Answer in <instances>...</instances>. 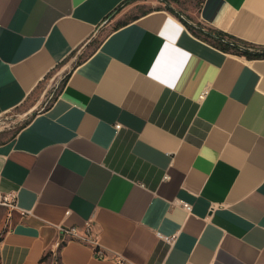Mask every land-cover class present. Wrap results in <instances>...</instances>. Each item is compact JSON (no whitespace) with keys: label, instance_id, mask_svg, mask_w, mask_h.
I'll use <instances>...</instances> for the list:
<instances>
[{"label":"crops","instance_id":"obj_1","mask_svg":"<svg viewBox=\"0 0 264 264\" xmlns=\"http://www.w3.org/2000/svg\"><path fill=\"white\" fill-rule=\"evenodd\" d=\"M132 1L0 0V117L67 69L0 142V263L264 264V59L185 23L264 47V0Z\"/></svg>","mask_w":264,"mask_h":264},{"label":"rangeland","instance_id":"obj_2","mask_svg":"<svg viewBox=\"0 0 264 264\" xmlns=\"http://www.w3.org/2000/svg\"><path fill=\"white\" fill-rule=\"evenodd\" d=\"M163 3H165V7H169L168 5L170 4V0H133L129 4V7H127L129 9H127L128 12L125 14L124 18L133 17L135 14L145 12L155 6H163ZM178 3L181 4L182 1L179 0ZM176 8L183 11V9L177 5ZM66 72L67 69L62 66L51 75V80L46 81L43 85V87H47L46 96L40 98V90L27 103L15 110L3 114L0 117V142L12 138L18 129L32 116L34 111L42 109L51 102L52 97L59 91L61 82L64 80ZM48 262L49 264H61L58 252L52 253L49 256Z\"/></svg>","mask_w":264,"mask_h":264},{"label":"trees","instance_id":"obj_3","mask_svg":"<svg viewBox=\"0 0 264 264\" xmlns=\"http://www.w3.org/2000/svg\"><path fill=\"white\" fill-rule=\"evenodd\" d=\"M173 11L172 8H168ZM193 31L195 35L201 39L211 43L212 45L220 48L225 52L234 53L241 56H246L249 59H264V47H259L253 43L247 42L245 40L230 36L229 34L220 31L207 28L201 24H190L188 21L185 22ZM30 119H28L15 133V135L24 128ZM13 135V137L15 136ZM51 253H48L44 260L48 259Z\"/></svg>","mask_w":264,"mask_h":264},{"label":"built area","instance_id":"obj_4","mask_svg":"<svg viewBox=\"0 0 264 264\" xmlns=\"http://www.w3.org/2000/svg\"><path fill=\"white\" fill-rule=\"evenodd\" d=\"M207 95L205 91L201 98L203 99ZM120 128V126H117ZM186 208H190L188 204H185ZM25 214L26 212L21 210L18 205V197L15 193H5L0 195V238L11 231L15 225V213ZM60 231L63 236L75 237L82 241H91L90 227L85 234H79V229L76 227L61 226ZM171 240V238H167ZM99 257H104V252L98 250ZM1 264V263H0Z\"/></svg>","mask_w":264,"mask_h":264}]
</instances>
